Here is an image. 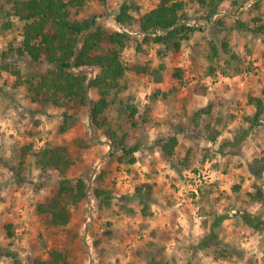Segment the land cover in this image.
<instances>
[{
	"label": "rangeland",
	"instance_id": "1",
	"mask_svg": "<svg viewBox=\"0 0 264 264\" xmlns=\"http://www.w3.org/2000/svg\"><path fill=\"white\" fill-rule=\"evenodd\" d=\"M124 1L107 0L103 7L90 2L84 14H103L109 18ZM136 1L145 12L154 7L157 0ZM255 1L259 2V9L264 14V0H249L243 7L247 9ZM186 12L188 23L200 30L194 32L189 41L182 42L180 52L156 44H143L139 51L124 49L123 61L131 70L126 75L128 87L123 95L132 97L139 110L140 123L131 138L140 146L136 162L122 166L120 170H116L115 165L109 167L111 173L107 181L110 185L115 182V203L110 211L97 214L88 194L86 200L73 210L67 228H48L34 214V205L54 192L60 179L58 174L52 170L41 174L29 160L18 179L5 162L16 166L19 147L27 142H33L35 148L44 142L62 144L74 158L67 176L70 179L87 177L89 186H93L95 173L105 165L108 141L90 126L85 108L66 134L56 136L61 111L52 107L36 111L39 107L25 97L24 90L12 87V76L0 78V264H14L15 260L19 264H32L34 258H44L51 247L66 250L70 264H96L99 261L93 241L98 235L101 238L98 247L107 249L100 264H140L146 260L148 252L153 251L147 242L161 243L166 230L171 233V240L165 242V253L168 258L174 256V264H186L189 258L186 250L203 239L206 228L221 213L226 218L221 222L219 236L222 247L231 251L230 257L214 260L197 251L190 253V264H264V232L254 233L235 213L241 205L239 210L246 209L253 214L259 209L257 205L243 204L242 199L252 180H262V176L256 177L249 170V165L256 167L253 160L264 145V114L260 125L239 144L222 145L232 138L242 115L253 110L246 104L248 88L259 93L264 86V35L232 29L236 8L226 0L220 3L219 15L227 26L231 25L229 30L217 27L213 22L196 20L199 12L191 4ZM9 21L16 23L0 8V28ZM14 26L0 33V48L17 33ZM224 36L228 38L230 49L242 56L245 69L231 76L220 72L204 76L208 41L219 44ZM220 63L223 64V59ZM25 64L18 62L22 70L26 68ZM136 65L145 67L146 74L136 72ZM177 69L181 70V84L173 76ZM197 81L206 84V94L195 93ZM174 86L175 90L168 92L166 99L154 102L151 111L146 112L147 97L154 88L166 93ZM183 98H186V113L181 107ZM206 105L211 106L209 113L202 115L196 123L191 122L194 111ZM144 112L145 122L142 120ZM205 124L221 131L214 143L205 140ZM177 126L182 130L177 134V153L182 156L187 148H192L198 169L195 173L178 174L158 152L149 148V142L156 136L173 132ZM31 129L37 131L33 137L28 134ZM76 140H82L87 147L79 148ZM144 182L153 185L150 195L152 215L142 218L138 213L120 211L118 204L125 201H130L137 209L136 199L131 196L132 187ZM235 186H239V190L236 191ZM261 210L264 217V208ZM172 215L174 225L169 224ZM203 221H206L205 228ZM8 223L14 226L12 238L5 237L3 226ZM152 230L154 235H151ZM106 231L111 232V237L106 236ZM137 251L138 255H134Z\"/></svg>",
	"mask_w": 264,
	"mask_h": 264
},
{
	"label": "trees",
	"instance_id": "2",
	"mask_svg": "<svg viewBox=\"0 0 264 264\" xmlns=\"http://www.w3.org/2000/svg\"><path fill=\"white\" fill-rule=\"evenodd\" d=\"M222 0H157L154 7L142 12V5L136 0L124 1L117 12L109 18L103 14L85 15V9L90 2L101 7L107 0H0V8L15 20L1 26L0 33L14 26L17 33L8 39L3 48H0V78L10 75L13 77L12 87L23 89L25 97L37 104L41 111L45 107H52L61 111V120L55 128L56 136L66 134L78 120L83 108L88 110V120L100 136L108 141V153L105 165L94 175L89 186L87 177L78 176L70 179L67 174L74 164V158L68 147L62 144L44 142L35 148L33 142H27L19 147L17 164L12 166L5 162L13 175L20 179L25 165L31 161L32 165L41 173L55 171L60 177L54 192L43 201L34 205V214L40 218L42 224L48 228H67L72 213L89 196L93 200V208L97 214H104L114 206V192L107 179L110 175V166L116 170L122 166H131L136 162V152L139 143L131 140L133 132L138 129L139 112L132 97L126 98L123 93L128 84L126 75L131 70L123 61L125 48L141 50L143 44L164 45L165 48L180 52L182 42L189 41L197 30L194 24L188 23L187 8L191 6L199 12L196 20L213 22L217 27L229 30L219 15V6ZM236 8L232 29L253 35H264V14L260 11L259 2L255 1L247 9L243 7L249 0H226ZM255 11V12H254ZM253 13V14H251ZM102 17V20H98ZM248 17V18H247ZM195 23V22H193ZM249 52V50H247ZM207 61L204 76H213L216 72L224 76H231L242 72L245 68L243 58L237 51H232L227 36L217 44L208 41ZM223 59V64L220 60ZM24 61L26 68L22 70L18 62ZM136 72L146 74L145 67ZM163 67V66H161ZM158 73V72H155ZM181 84V70L173 74ZM166 93L154 88L147 97L149 104L146 112L151 111V105L159 99H166ZM195 93L204 95L207 92L206 84L196 82ZM193 89V90H194ZM93 94L94 96H90ZM246 104L253 110L241 117V122L232 138L222 144H239L250 131L260 125L264 114V86L260 92L249 89L245 95ZM181 101L183 113H186L184 102ZM211 106L194 111L191 122L196 123L202 115L208 114ZM144 112L143 122L146 121ZM36 122V121H35ZM37 124V122H36ZM179 126L173 132L156 136L149 142V148L160 154L161 158L170 167L180 173H195L196 160L192 148H187L184 155L177 153ZM29 136H35L37 131L31 129ZM221 131L210 124H205V140L214 143ZM79 148L87 147L82 140H76ZM30 163V164H31ZM253 167L249 170L262 180H252L250 188L243 193V204L257 205L258 211L253 214L246 209L239 210L236 217L248 226L254 233L264 232V217L261 209L264 208V145L254 158ZM153 185L144 182L133 185L132 197H135L137 209L130 201L118 204L119 210L138 213L142 218L152 215L150 195ZM91 187V189H90ZM235 186V190H239ZM90 189V192L88 193ZM130 196V197H131ZM226 215L218 214L206 228V234L201 241L187 249L190 264V253L201 251L204 257L214 260L227 259L231 251L222 247L219 232L221 222ZM203 221L202 227H206ZM175 217L171 216L169 224L174 225ZM6 238L15 235L14 226H3ZM155 231L152 230L151 235ZM161 243L147 242L149 251L146 260L140 264H174V256L168 258L165 253V242L171 240V233L166 230ZM111 237V232H105ZM110 239V238H109ZM101 238L98 235L93 241L97 261L107 253L104 247H98ZM210 249V250H209ZM139 251L133 254L138 255ZM11 255V254H7ZM195 257V256H194ZM97 262L96 264H100ZM14 264H19L17 260ZM32 264H70L66 250L51 247L46 256L36 257ZM90 264H95L91 262ZM106 264V263H105ZM131 264V263H129Z\"/></svg>",
	"mask_w": 264,
	"mask_h": 264
}]
</instances>
